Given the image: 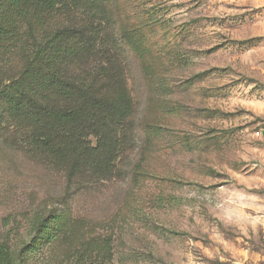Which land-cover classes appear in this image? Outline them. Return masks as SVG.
<instances>
[{
  "label": "rangeland",
  "instance_id": "rangeland-1",
  "mask_svg": "<svg viewBox=\"0 0 264 264\" xmlns=\"http://www.w3.org/2000/svg\"><path fill=\"white\" fill-rule=\"evenodd\" d=\"M90 5L61 20L92 32L74 75L128 110L86 135L93 154L51 158L2 125L0 243L28 244L23 264H264V0ZM57 202L35 251L34 218Z\"/></svg>",
  "mask_w": 264,
  "mask_h": 264
},
{
  "label": "trees",
  "instance_id": "trees-1",
  "mask_svg": "<svg viewBox=\"0 0 264 264\" xmlns=\"http://www.w3.org/2000/svg\"><path fill=\"white\" fill-rule=\"evenodd\" d=\"M84 1L0 0V77H4L0 83V128L10 122L26 130L21 140L51 158L63 157V151L79 145L93 154L97 148L89 147L86 135L96 137L109 119L118 121L128 110L122 93L97 96L92 84L74 75L77 50L80 45L85 49L90 45L92 32L89 25L63 26L61 20L74 11L90 12L93 0L90 4ZM16 49L23 65L16 75L9 76L2 65ZM85 149L71 158L69 178L82 166V160L90 158ZM59 209L57 202L48 215L36 214L29 240L35 251L44 244L47 223L60 220ZM47 239L51 241L53 236ZM22 247L0 243V264H23Z\"/></svg>",
  "mask_w": 264,
  "mask_h": 264
}]
</instances>
